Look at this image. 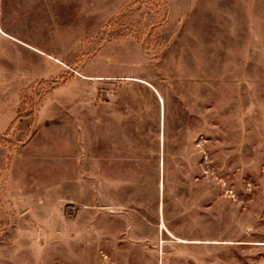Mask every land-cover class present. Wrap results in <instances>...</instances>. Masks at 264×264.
Masks as SVG:
<instances>
[{
  "label": "rangeland",
  "instance_id": "rangeland-1",
  "mask_svg": "<svg viewBox=\"0 0 264 264\" xmlns=\"http://www.w3.org/2000/svg\"><path fill=\"white\" fill-rule=\"evenodd\" d=\"M0 107V264H264V0H0Z\"/></svg>",
  "mask_w": 264,
  "mask_h": 264
},
{
  "label": "crops",
  "instance_id": "crops-1",
  "mask_svg": "<svg viewBox=\"0 0 264 264\" xmlns=\"http://www.w3.org/2000/svg\"><path fill=\"white\" fill-rule=\"evenodd\" d=\"M14 115L15 111L13 108L5 109L4 107H0V133L6 130Z\"/></svg>",
  "mask_w": 264,
  "mask_h": 264
},
{
  "label": "bare ground",
  "instance_id": "bare-ground-1",
  "mask_svg": "<svg viewBox=\"0 0 264 264\" xmlns=\"http://www.w3.org/2000/svg\"><path fill=\"white\" fill-rule=\"evenodd\" d=\"M161 226L163 227V225L161 224Z\"/></svg>",
  "mask_w": 264,
  "mask_h": 264
}]
</instances>
